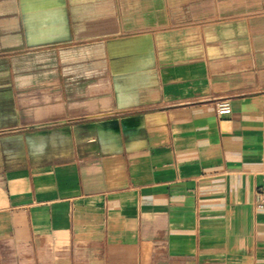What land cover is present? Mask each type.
Here are the masks:
<instances>
[{
  "label": "crops",
  "instance_id": "0c3cea01",
  "mask_svg": "<svg viewBox=\"0 0 264 264\" xmlns=\"http://www.w3.org/2000/svg\"><path fill=\"white\" fill-rule=\"evenodd\" d=\"M263 181L264 0H0V264H264Z\"/></svg>",
  "mask_w": 264,
  "mask_h": 264
},
{
  "label": "built area",
  "instance_id": "2783aa9c",
  "mask_svg": "<svg viewBox=\"0 0 264 264\" xmlns=\"http://www.w3.org/2000/svg\"><path fill=\"white\" fill-rule=\"evenodd\" d=\"M216 112L220 117L229 116L232 113V107L228 99H220L216 103ZM257 211L264 212V181L257 189V201L255 203Z\"/></svg>",
  "mask_w": 264,
  "mask_h": 264
}]
</instances>
